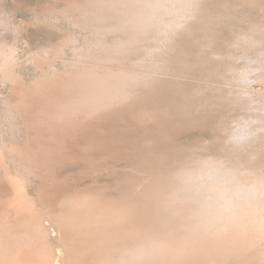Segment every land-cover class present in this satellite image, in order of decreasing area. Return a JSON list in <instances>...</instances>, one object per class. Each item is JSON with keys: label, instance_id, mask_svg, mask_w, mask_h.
Masks as SVG:
<instances>
[{"label": "rangeland", "instance_id": "obj_1", "mask_svg": "<svg viewBox=\"0 0 264 264\" xmlns=\"http://www.w3.org/2000/svg\"><path fill=\"white\" fill-rule=\"evenodd\" d=\"M99 1L0 0V47L13 49L16 57L13 61L14 67L12 66L15 80L2 81L0 72V128L4 133L7 132L2 137L7 143L10 142V148L16 145L15 151L10 150L12 155L8 157L9 164H12L10 172L17 177L20 175L18 178L23 181L22 185H25V196L28 201L34 203L33 210L55 213L60 208L61 200L70 196L84 195L83 197H94L101 201L118 199L126 180L134 181L136 178L134 184L139 180H148V173L143 169L148 170L149 167L141 166L140 169L137 163L142 151L147 153V150L156 154L161 152V156L163 152V156L165 155L162 156L164 162L158 167L160 175L163 174L162 168L165 164H177L176 168L182 165L192 167L200 160L222 156L244 167L251 168L254 165L252 169L255 167L254 170L263 179L264 0H188V10L177 18L181 23L173 31L166 35L161 33L159 37L154 33L153 37L151 33L152 38L148 36V41L147 38L143 39L147 41L144 43H141V40L137 47L133 46L135 49H129L131 53L125 51L114 54L115 65L111 61V64L103 62L102 65L109 67L125 64L126 67H131V64L136 66L141 63L140 66L143 68L142 65L145 64L148 72L152 67L151 70L155 74L151 71L153 75L149 82H143L136 87L137 94L132 95L131 102L126 100L117 104L118 108L115 105L116 107L94 112L95 115H88V119L81 117V129L75 132L69 130L64 134L60 132L62 136L57 133L54 137L52 133L46 132V126L38 127L34 105L37 107L43 99L56 98L58 91L49 85V88L46 87L49 90L44 91L41 97L34 95L38 98L36 102H39L35 104L31 93V96L26 94L36 88V82L44 84L45 80L51 81L52 77L54 78V70H63L64 65H67L65 63L69 64L73 57H76L75 47L87 49V43L93 40L91 36L100 32V35L93 36L94 40L89 47L97 43V37L98 42L101 40L105 45H112L115 39H119V35L120 39L124 38L121 29H118L120 34L117 28H112L113 24H109H116V15ZM101 5L104 8L100 7ZM104 21L109 25L104 24ZM100 26L104 27L107 33ZM98 27L103 29L104 38ZM69 35L75 37L79 44L74 47V43H70L68 48L59 51L60 45L70 37ZM98 49L93 53L100 54ZM126 52L129 54H125ZM2 59L0 56V67ZM121 59H126V63H122ZM139 59L141 62H137ZM27 99L34 101L28 104L32 106L30 110L29 106L24 105ZM33 121H36L35 125ZM13 125H16V128H13ZM48 136L52 138L49 139ZM45 146L57 147L56 151L60 156L54 155L49 163L39 162L32 167L27 163L24 165V162L18 159L32 156L37 151L41 152L46 149ZM61 146H64V149H61ZM171 167L174 169L175 166ZM3 175V171L0 172V183L3 181ZM12 198L11 195L8 198L0 197V224L4 223L2 220H5L6 215L3 212L8 210ZM130 221L133 222H130V225L138 223L136 216ZM46 224H49L48 221ZM46 238L34 235L33 240L27 241L34 245V248L37 247L35 252H32L34 257H40V249L46 250L49 244L54 250L59 248L60 241L57 237ZM106 245L108 248L107 242ZM113 245L118 247L119 244ZM66 263L67 259L60 264Z\"/></svg>", "mask_w": 264, "mask_h": 264}, {"label": "bare ground", "instance_id": "obj_2", "mask_svg": "<svg viewBox=\"0 0 264 264\" xmlns=\"http://www.w3.org/2000/svg\"><path fill=\"white\" fill-rule=\"evenodd\" d=\"M100 1L102 5H105L104 7H108L116 15L117 20H114L117 21L116 24L115 22L109 24H113L112 28L114 29H121L124 32V38L120 39L121 35H119V39H115L117 41L114 40L113 44L110 43L112 45H108L109 43L105 45L104 42H100L101 40L98 42L97 37V39L95 38L97 43H93L94 45L89 47L94 40L93 36L100 35V32L97 33L98 31L105 32L104 27L109 25L105 21L104 24H107L104 27L100 26L104 29H102L103 31L100 27H98L100 29L98 31L95 28L97 34L91 36L93 40L90 42L88 40L92 38H87V41L90 42L87 43L88 47L84 44L87 49L75 47V44H79V42L77 39L75 40V37L72 38L69 35L70 37L60 45L58 50L63 51L68 48V44L74 43L76 57L74 56L75 58L73 57V61L69 64L65 63L67 65H64L63 70H54V78L51 79L47 76L51 81L46 77L49 81L45 80L44 84L36 82L39 83L35 85L36 88L26 94L28 96L31 93L36 104L38 98L34 95L41 97L44 91L47 92L49 85L50 88H57L58 96L56 98H45L46 100L42 98L44 101L42 100L40 104L38 102L37 107L32 104L34 101L32 102L31 99H27L28 102L24 100V105L29 106L31 101V104L35 106L33 109L37 112L38 127L46 126L48 130L46 132L52 133L54 137L60 132L64 134L69 130L75 132L81 129V117L88 119V115H95L97 111L101 112V110L113 108L123 101L133 99L132 95L137 94L136 87L147 82L153 75L151 74L152 67H150V72L152 71L150 73L143 64L145 61L142 63L143 68L140 66L141 63L136 66L131 64V67L129 65L126 67L127 64L109 67L108 64H106L108 66L102 65L103 62L104 64L105 62L110 63V61L113 63L114 54L129 52L132 50L131 48L135 49L134 47H137L136 45L141 40V43L147 42L151 33V36L154 33L159 37L161 33L166 35L173 31L180 25L181 22L177 18L183 16L188 4V0ZM102 5L100 7H103ZM93 7H95V3ZM74 9L76 10V8ZM107 9L106 11H108ZM102 21L100 22L103 23ZM114 29L112 30L115 31ZM104 32L101 33V36ZM146 38L147 41H143ZM93 47L100 48L98 49L101 51L100 54H94L97 50L95 49V51ZM14 55L13 49L0 47V56L3 58L0 72L4 82L15 80L14 68L12 70L13 61L16 58ZM122 60L123 63L126 59ZM137 62H141L140 59ZM113 64L115 65L116 62ZM138 93L140 92L138 91ZM30 109L32 106H29L28 110ZM12 127L16 128V125ZM1 131L0 172L3 171L4 175L3 181L0 183V197L8 198L11 195L13 198L11 202L8 200L10 202V204L7 202L8 210L3 212L6 218L3 214L5 220H2L4 223L0 224V264H60L64 263L66 259L68 260L66 264H264V177L262 175V179L257 174L254 170L255 167L252 169L254 165H251V168L244 167L237 164L236 161L234 163L220 156L200 160L192 167L179 165L180 168H176L177 164L173 163L174 165L171 166H175V170L170 164H165L162 168L163 174L160 175L158 167L164 162L163 152L162 157L158 150L159 154L149 152V150L147 153L142 151L137 163L139 168L141 166L149 167L148 170L142 168L144 172L148 173V180H139L140 183L142 182L139 185L137 180V184H134L136 178L134 181L126 180L118 199L108 197L109 201L107 199L101 201L94 197H83L84 195L82 197L70 196L61 200L60 208L58 207L59 210L55 213H44L37 210L35 212L32 205L34 203L28 201L25 196L23 189L25 185L23 186V181L21 180V182L18 178L20 175L17 177L10 172L12 164H9L8 159L16 145L11 149L10 142L7 143L2 137L7 132L2 131L1 134ZM52 136H48L49 139ZM61 141L58 142L64 145L62 139ZM61 143L59 144L61 145ZM45 147L46 149L41 152L37 151L38 153L36 152L32 156L19 157L18 159L24 162V165L27 163L32 167L39 162L49 163L54 155L57 157L59 154L60 156V153L56 151L57 147ZM58 148L60 150V147ZM62 148L64 149V146H61ZM85 148L87 149V146ZM32 172L34 173V171ZM135 216L138 223L136 221V225H130V222L132 224L136 220L130 221ZM46 221H48V225ZM34 235L44 238L55 236L60 241V246L54 250L53 247L51 248V244H49L50 246L46 244L49 248L44 251L40 249V257L37 255L34 257L32 252H35L34 249L37 247L34 248V245L27 242L33 240ZM113 241L120 245H118L119 248L113 245H117ZM106 242L109 244L108 248Z\"/></svg>", "mask_w": 264, "mask_h": 264}]
</instances>
